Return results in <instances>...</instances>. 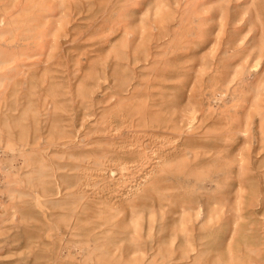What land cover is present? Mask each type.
Segmentation results:
<instances>
[{
  "label": "rangeland",
  "instance_id": "rangeland-1",
  "mask_svg": "<svg viewBox=\"0 0 264 264\" xmlns=\"http://www.w3.org/2000/svg\"><path fill=\"white\" fill-rule=\"evenodd\" d=\"M0 264H264V0H0Z\"/></svg>",
  "mask_w": 264,
  "mask_h": 264
}]
</instances>
